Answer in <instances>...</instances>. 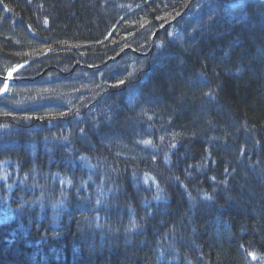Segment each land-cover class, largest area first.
Returning a JSON list of instances; mask_svg holds the SVG:
<instances>
[{"label":"trees","instance_id":"16d2710c","mask_svg":"<svg viewBox=\"0 0 264 264\" xmlns=\"http://www.w3.org/2000/svg\"><path fill=\"white\" fill-rule=\"evenodd\" d=\"M186 3L0 0L1 76L23 64L30 79L93 68L126 47L147 53L157 34L153 56L126 54L115 78L78 68L14 86L77 94L87 108L52 103L1 120L0 264H264V25L201 23L199 3L176 20ZM201 77L219 92L188 85ZM214 93L220 104L203 118L198 99L211 107Z\"/></svg>","mask_w":264,"mask_h":264},{"label":"bare ground","instance_id":"6f19581e","mask_svg":"<svg viewBox=\"0 0 264 264\" xmlns=\"http://www.w3.org/2000/svg\"><path fill=\"white\" fill-rule=\"evenodd\" d=\"M99 1V0H97ZM104 2H111L112 0H103ZM186 1V5H185V8L184 10L180 13V15H178V18H176V20H181V21H185L186 22V19L187 21H191V18H192V15L190 14L191 12V8L195 5V4H198L199 3V11H200V14L202 16V20L200 21L202 23V21H206L209 23L210 20H215L216 18H221L223 20H226L227 17L228 18H234L235 21L237 19V21L240 20V23L241 24H245L246 26H249V24L254 28L256 27V22H263V25H264V12L261 10L262 9V6L259 4L260 2H264V0H184ZM260 1V2H259ZM79 2V1H78ZM233 4H236L237 6L236 7H233L232 5ZM107 7H109L111 5V3H106ZM106 7V6H105ZM143 7V6H141ZM140 7V8H141ZM104 12L107 11V9H103ZM102 11V10H101ZM110 14H112L111 10H110ZM130 13H127L125 15L122 16V20L126 19L128 16H129ZM217 16V17H216ZM213 17H216V18H213ZM186 18V19H184ZM175 20V21H176ZM175 21H173L172 23H174ZM200 23V24H201ZM189 24H192L189 23ZM140 26L139 29L141 28L144 35L148 36L150 35V30H149V26L148 25H145L144 23H140ZM188 26H191V25H188ZM191 28H193V26H191ZM138 28H136L135 26H131V32L132 33H136ZM168 29V26H163L159 29V33H164L166 30ZM121 32V31H120ZM201 33L199 32H194V33H191L190 36L189 33H185L184 36L180 37V41L182 42H186V41H183L184 40V37L185 38H188L190 39V42H192V40H194L195 38H198V37H204L203 36V31H200ZM121 36H125L126 34L123 33V31L121 32ZM156 34V33H155ZM153 35L151 41H152V45L151 47H154L155 45V40H156V35ZM205 38V37H204ZM207 38L209 39V37L207 36ZM108 39V38H107ZM126 39V38H125ZM208 43H214V41H211V39H209ZM170 40H173L171 42H176L179 44V41H176L174 39V37H171ZM219 42H221V40H218ZM98 43H103V41L101 42H98ZM220 44V43H219ZM223 47V45H220ZM110 48H113L112 46ZM222 49V48H221ZM154 50L153 48H150V50L147 52L148 54V57L150 56H153V53H154ZM130 53L132 56H136V57H139L140 55L143 54V51L142 49H133L131 47H126L123 49V51L117 55V57L115 58H112V57H107L108 59L105 61V62H101L99 63L96 67H93L91 69H89V67H85L83 66L82 64L78 63L77 65H75L68 73H64L62 72L61 70H57L55 69L54 67H51V68H48L45 70V73H49L51 71H56L57 73H59V75H62V76H65V77H68L72 74H74L75 72H78V68L79 69H82V70H87V71H103L105 73L106 76L110 77V78H115L116 77V72H117V69H120L119 66H121L120 64H122V61L121 60V57L125 56L126 54ZM145 54V55H147ZM214 56H217V55H214ZM154 59H152L151 62H155L156 61V58L157 57H153ZM228 59V58H226ZM224 60V59H223ZM219 61L216 57H213L212 60H209L207 63L210 64V66L213 68V67H217L219 64H221L219 67H218V70L221 71V73L223 74L226 73L227 70H223L222 69V65H224L222 63V61ZM221 63H219V62ZM162 62H165L164 60H162ZM114 63V64H113ZM172 64H169V66H171ZM241 65V64H240ZM251 66L249 67H246V68H242V66L240 67V69H238V72L239 74L241 75L243 72V75L244 74H247L249 73V70H250ZM216 69V68H214ZM214 69H212L213 72H215V79L218 78L219 76L221 77L222 75L220 74V72L218 71H215ZM43 73V74H45ZM45 74V75H46ZM239 74H236L237 76ZM224 75V74H223ZM219 77V78H220ZM36 78H39V76H37ZM196 80L195 81H192L190 82V84H188L191 88H194L196 89L195 91H201V87L204 86V88H207V86L209 87L213 85V89L215 91V93L217 94V92H219V90H217L216 88L219 89V86L217 83H214L213 81L212 82H207L205 80V78L201 77V78H195ZM0 80H6V84L8 85V88L10 91H5L4 90V87L0 90V100H2V114H0V122L1 123H4L2 125V127H5L8 123V122H2L1 120H7V116L10 114H14L15 112H20V110H25V112H28V110H32L34 109L35 111H37V109L39 108V106H42L44 107L46 104L43 103L42 105H39V106H30V107H19V106H15V103L17 102V100H15V98L13 97L16 94H18V92H16L13 88L14 87H11V82L13 80V76L12 77H9V75H5V76H1L0 75ZM7 88V89H8ZM11 93V94H10ZM214 93V100H216L217 102H212V105L211 107L209 105H207V100H203V99H198V102L201 103V108H203L201 110V114L202 117L204 118L205 117V114L207 111L211 110V114L212 116H214V113H215V107H218L220 102L221 101L218 96ZM13 94V95H12ZM71 95V94H70ZM200 95V94H199ZM74 96H77V94H74ZM79 98V97H78ZM198 98V97H197ZM200 100V101H199ZM82 101V99H77L75 97L74 99V102L72 104H69V105H62L61 103H56L57 105L59 106H62L67 108L68 110H73L77 105H81L82 106H85L84 104V101H83V104H80ZM52 104V103H51ZM98 104V103H97ZM96 104V105H97ZM84 108H87V105L84 107ZM110 109H108L107 113L110 114ZM102 113H105V111H103ZM181 116H179L180 118ZM212 117H209L208 120L206 119V121H211V122H207V126L212 123L213 121L211 120ZM120 121L117 122L112 129H114L115 131H121L123 130V125L126 124V120L124 118V115L121 114L120 117H119ZM189 120V119H188ZM190 121V120H189ZM198 123L201 122V120L197 121ZM204 121H202L200 124H202ZM197 127V125H196ZM182 130H184V127L181 126V127H178L177 131L178 132H181ZM110 131V130H108ZM76 139L78 140H81V137L78 136V134L76 135ZM3 141V140H2ZM203 143V142H202ZM23 144V141L22 140H19L17 142V145H19L20 147L22 146ZM120 147V146H117V148ZM170 145L167 144L166 146L164 147H160L158 148L159 150V153H161L162 151L164 153L168 152L169 149H170ZM122 149L125 147H121ZM119 149V148H118ZM133 149H136V150H145V149H141L140 147H135ZM71 155L73 156V154L71 153ZM141 157H144V156H141ZM74 165H77L78 167L82 165V163H75L73 162ZM138 200V199H137ZM37 256V255H36Z\"/></svg>","mask_w":264,"mask_h":264},{"label":"rangeland","instance_id":"374dc122","mask_svg":"<svg viewBox=\"0 0 264 264\" xmlns=\"http://www.w3.org/2000/svg\"><path fill=\"white\" fill-rule=\"evenodd\" d=\"M12 77V75H11ZM12 83V81H10ZM6 91H10L9 88ZM11 94V93H10ZM13 95V94H12ZM17 102L15 103V106L19 107H30V106H39L43 103L45 104H56L61 103L62 105H69L74 102L75 97L77 99V96H74V94H56L53 95L52 93H42L39 94L38 91H35L34 93H31L27 96H21L19 94H16L13 96ZM120 147H123L122 143H119Z\"/></svg>","mask_w":264,"mask_h":264},{"label":"snow or ice","instance_id":"6c2138e0","mask_svg":"<svg viewBox=\"0 0 264 264\" xmlns=\"http://www.w3.org/2000/svg\"><path fill=\"white\" fill-rule=\"evenodd\" d=\"M232 6H233V7H236L237 5H236V4H233ZM8 75H9V77H11V75H12L11 72H9ZM0 83H2V82H0ZM122 83H123V81H122ZM3 87H4V90L6 91L7 88H8V85H7V84H4ZM208 94L211 95V93H208ZM254 258H255V257H254Z\"/></svg>","mask_w":264,"mask_h":264},{"label":"water","instance_id":"95a60500","mask_svg":"<svg viewBox=\"0 0 264 264\" xmlns=\"http://www.w3.org/2000/svg\"><path fill=\"white\" fill-rule=\"evenodd\" d=\"M144 56H147V55H140V57H144Z\"/></svg>","mask_w":264,"mask_h":264}]
</instances>
